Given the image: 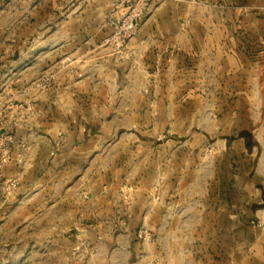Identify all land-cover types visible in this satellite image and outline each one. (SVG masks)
Masks as SVG:
<instances>
[{"label": "crops", "instance_id": "0c3cea01", "mask_svg": "<svg viewBox=\"0 0 264 264\" xmlns=\"http://www.w3.org/2000/svg\"><path fill=\"white\" fill-rule=\"evenodd\" d=\"M113 1L40 0L11 29L1 14L0 85L17 86L4 175L63 207L42 251L56 264H264V0H152L120 48ZM56 4L70 5L58 24ZM67 56L47 91L23 94Z\"/></svg>", "mask_w": 264, "mask_h": 264}, {"label": "rangeland", "instance_id": "374dc122", "mask_svg": "<svg viewBox=\"0 0 264 264\" xmlns=\"http://www.w3.org/2000/svg\"><path fill=\"white\" fill-rule=\"evenodd\" d=\"M39 1L0 0V19L2 18L1 14L3 18L7 15L9 29L14 28L16 22L15 14L17 12H36L35 4ZM53 7H55L53 10L58 24L62 21L63 15L68 13L70 5L56 4ZM111 9L112 5L108 14L110 24V18L112 17ZM48 12V6L41 5L38 12L40 13V28L46 29L48 27L46 18ZM123 12H126V9ZM113 18H121V13H117ZM28 28L33 27L30 25ZM63 69L64 67L58 69L54 65L46 67L35 78L24 84L20 90H22L23 94H27L29 98H32L36 94H42L51 87L57 76L63 73ZM24 71L29 72L30 69ZM9 72V76H14L15 72L19 71L11 70ZM49 76L51 77L50 81L44 85V80ZM12 81L9 80V82H4L0 85L2 89H5L4 95L0 97L1 102H4L8 98V103H10L11 99L14 100V96L12 95H16L15 91L17 90L15 88L17 86ZM8 94L12 97L8 96ZM6 95L8 98L5 97ZM186 119L189 120V123H192V120H194L196 124L198 120L202 121L204 118L191 117ZM188 135L190 136L191 134ZM188 135L183 134V137H189ZM22 183L21 176L7 177L4 175V170L0 176V264H56L54 256L48 255L47 252L45 254L42 251L44 248H48V245L39 243L37 239L53 237L64 231L62 229H54V224L63 220L64 215L61 212L63 207L62 205L53 207L52 204L54 202L49 204V200H54V198L47 195V189L42 191L43 195L41 194L33 199L32 188L21 190ZM127 187L130 188L128 185ZM153 190L157 198L158 186L154 184ZM22 191L24 195L21 196L19 194ZM33 202L36 207H32ZM49 224H51V228H49Z\"/></svg>", "mask_w": 264, "mask_h": 264}, {"label": "built area", "instance_id": "2783aa9c", "mask_svg": "<svg viewBox=\"0 0 264 264\" xmlns=\"http://www.w3.org/2000/svg\"><path fill=\"white\" fill-rule=\"evenodd\" d=\"M151 2L152 0H114L111 9L112 17L110 18V22L113 24V31L108 41H110L115 48L127 45V43L139 32L141 26H143L142 21L145 14L151 9ZM124 9H126V12H123ZM117 13H121V18H113ZM70 63L71 58L67 56L56 68H63ZM50 79V76L46 78L43 82L44 85H46ZM38 86H40V84H38ZM19 107L27 109L22 105H19ZM12 108H15L13 102L8 103L0 101V176L5 166L14 160L13 146L15 143V134L7 127V118ZM157 198H159V196H157ZM262 220L261 218L256 224L261 226L263 224ZM149 236L150 232L148 230H140V238H147Z\"/></svg>", "mask_w": 264, "mask_h": 264}]
</instances>
